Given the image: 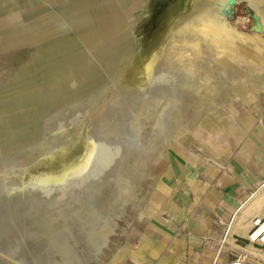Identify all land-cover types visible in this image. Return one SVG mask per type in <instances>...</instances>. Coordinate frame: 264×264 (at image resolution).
<instances>
[{
    "label": "rangeland",
    "instance_id": "rangeland-1",
    "mask_svg": "<svg viewBox=\"0 0 264 264\" xmlns=\"http://www.w3.org/2000/svg\"><path fill=\"white\" fill-rule=\"evenodd\" d=\"M211 2L0 0V163L40 141L55 127L48 119L57 112L101 106L105 97L100 92L113 77L120 76L122 84L137 81L168 29ZM261 9L264 12V2ZM233 11L227 16L231 25L264 38V26L246 2L238 1ZM255 39L259 49H248L260 60L254 66H261L264 42ZM89 53L93 63L86 61ZM257 82L261 89L257 93L242 90L237 99L226 93L209 95L204 107L195 92L181 93L180 108L185 114L181 124L189 131L173 145L158 140L160 150L135 153L125 162L121 174L134 182L133 198L125 200L112 182L96 195L82 197L71 209L47 211L37 207L42 204L39 190L0 193V264H135L138 237L150 207L159 202L154 188L165 164L157 168L158 173L149 167L161 150L168 154L175 148L219 159L240 151L264 112V82ZM227 98L231 100L228 112L241 118L238 128L233 127L235 119L229 122L232 132L205 127L212 101L220 105L218 113L225 114L222 105ZM218 138L219 145L215 144ZM44 154L39 149L25 156L11 179L27 183L30 175L59 170L66 162L51 161ZM26 167L29 173L22 175L19 170ZM5 183L0 176V187ZM259 194L264 195V185ZM252 230L249 245L243 243L245 250L230 256L231 264L239 256H246L244 264H264V242L251 241Z\"/></svg>",
    "mask_w": 264,
    "mask_h": 264
},
{
    "label": "bare ground",
    "instance_id": "bare-ground-1",
    "mask_svg": "<svg viewBox=\"0 0 264 264\" xmlns=\"http://www.w3.org/2000/svg\"><path fill=\"white\" fill-rule=\"evenodd\" d=\"M228 1L212 0L210 7L193 11L171 26L137 81L122 84L117 76L104 86L100 92L105 97L101 106L65 108L48 119L55 127L48 129L40 141L0 163V176L6 179L0 193L39 190L42 204L37 207L47 211L71 209L82 197L94 196L112 182L125 200L133 198L134 182L121 174L125 162L135 153L160 150L158 140L173 145L189 131L187 125L181 124L185 116L180 108L181 93L195 92L204 107L210 102L209 95L221 97L226 93L229 98L237 99L242 90L259 92L257 80L264 82V65L254 66L260 60L248 47L258 48L255 38L262 42L264 38L260 34L248 35L228 22L223 11ZM238 1L246 2L264 26L261 9L264 0ZM86 61L94 62L90 53ZM241 76L246 79L241 80ZM230 101L227 98L222 105L226 115L218 113L220 105L212 101L209 119L203 121L205 127L214 126L216 131L223 127L232 132L229 122L235 119L232 124L238 128L241 118L236 112H228ZM219 142L220 138L215 144ZM39 149H44V157L51 161L66 160L64 166L56 171L32 174L27 183L12 180L11 175L18 172L21 160ZM166 156L167 152L161 150L149 169L158 173L157 168L166 163ZM19 172L25 175L29 168ZM261 202V198L256 200L258 205ZM263 228L264 223L254 235L262 236Z\"/></svg>",
    "mask_w": 264,
    "mask_h": 264
},
{
    "label": "crops",
    "instance_id": "crops-1",
    "mask_svg": "<svg viewBox=\"0 0 264 264\" xmlns=\"http://www.w3.org/2000/svg\"><path fill=\"white\" fill-rule=\"evenodd\" d=\"M264 112L225 159L172 149L155 184L135 264H231L264 212ZM261 198L260 205L256 200ZM227 243L230 245L228 246Z\"/></svg>",
    "mask_w": 264,
    "mask_h": 264
},
{
    "label": "built area",
    "instance_id": "built-area-1",
    "mask_svg": "<svg viewBox=\"0 0 264 264\" xmlns=\"http://www.w3.org/2000/svg\"><path fill=\"white\" fill-rule=\"evenodd\" d=\"M263 223H264V213L254 219L253 230H252L251 235H250L251 241H255V242L262 241V242H264V232H263L262 236H259V234L254 235V233L260 228V226ZM245 259H246V256H239L233 261L232 264H244Z\"/></svg>",
    "mask_w": 264,
    "mask_h": 264
},
{
    "label": "water",
    "instance_id": "water-1",
    "mask_svg": "<svg viewBox=\"0 0 264 264\" xmlns=\"http://www.w3.org/2000/svg\"><path fill=\"white\" fill-rule=\"evenodd\" d=\"M236 3H238V0H229L226 7L224 8V13H226L227 16L231 15L234 13L233 8L235 7ZM250 9H252L249 6ZM254 18L259 20V16L256 12H254Z\"/></svg>",
    "mask_w": 264,
    "mask_h": 264
}]
</instances>
